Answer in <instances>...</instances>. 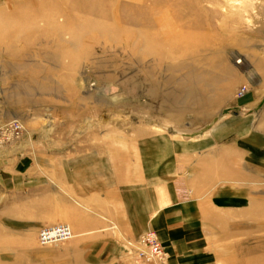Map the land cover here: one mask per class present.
Instances as JSON below:
<instances>
[{"label":"rangeland","instance_id":"rangeland-1","mask_svg":"<svg viewBox=\"0 0 264 264\" xmlns=\"http://www.w3.org/2000/svg\"><path fill=\"white\" fill-rule=\"evenodd\" d=\"M239 113L264 151V0H0V126L20 124L0 154L29 157L0 169V264H101L72 241L84 219L130 242L122 264H171L132 253L170 194L204 196L194 264H264V152L237 146L233 176L202 144ZM54 224L72 237L40 246Z\"/></svg>","mask_w":264,"mask_h":264},{"label":"crops","instance_id":"crops-1","mask_svg":"<svg viewBox=\"0 0 264 264\" xmlns=\"http://www.w3.org/2000/svg\"><path fill=\"white\" fill-rule=\"evenodd\" d=\"M252 104L254 103H244L245 106ZM255 122L256 120L250 113H239L221 117L207 128L206 141L202 144L208 145L212 151L219 152L218 154L222 152L219 155V160L227 163V170L232 171V175L235 172V167L233 166H235L237 146L247 145V147L253 148L256 153L264 152L260 148L263 145L249 137L247 139L251 130L254 129ZM214 152H212L211 156H215L216 153ZM28 158L27 156L17 158L0 154V169L6 171L10 168L16 170L24 168L27 170L29 166L24 163L28 161ZM13 160L18 162V164L10 167L4 164ZM33 160L37 161V159ZM222 182L231 183L230 180ZM203 198L204 196L191 198L193 200L191 206L187 203L176 202L170 194L162 198V202L158 206H152L150 212L145 216V225L155 231L157 241L162 246L164 253L168 254L171 264H194V256H188V253H192L188 249H193L195 246L189 244L192 241H189L188 238L192 234L190 230L195 225L193 222L194 218L196 215H201L202 212L200 210L205 208L201 200ZM236 199V197L229 196L221 199L215 198L213 199V205L218 207L220 205L234 204ZM153 202H155V197H153ZM69 224L74 231V233L72 232V241L75 243V247H82L81 251L78 250L79 253H89L94 258H100L101 264H108L109 262L122 264L121 260L125 258L127 253H130V242L124 241V238H108L107 231L103 229L96 231L97 228H93L92 223H88L87 219H84L80 226L73 222ZM71 253H77V251L74 250Z\"/></svg>","mask_w":264,"mask_h":264},{"label":"built area","instance_id":"built-area-1","mask_svg":"<svg viewBox=\"0 0 264 264\" xmlns=\"http://www.w3.org/2000/svg\"><path fill=\"white\" fill-rule=\"evenodd\" d=\"M244 89H240L238 93H243ZM239 94V95H240ZM20 124L16 121H9L0 126V142L9 136L17 134ZM72 237L71 230L64 224H54L50 226H42L37 232V243L40 246L50 245L68 240ZM130 244V243H129ZM131 245V244H130ZM135 245V246H133ZM133 258L143 262H161L164 260L165 254L157 241L153 231L147 230L142 233L133 244Z\"/></svg>","mask_w":264,"mask_h":264},{"label":"bare ground","instance_id":"bare-ground-1","mask_svg":"<svg viewBox=\"0 0 264 264\" xmlns=\"http://www.w3.org/2000/svg\"><path fill=\"white\" fill-rule=\"evenodd\" d=\"M71 8V7H70ZM56 27V26H55ZM58 28H56V30H57ZM59 30H63V29H59ZM161 33H159V36H160V38L161 39H163V40H166L167 39V36H168V34H166V32H162V31H160ZM107 33V32H106ZM109 33V32H108ZM107 33V34H108ZM171 39H173V37H171V36H168V42L171 40ZM72 40L70 39L69 41H68V43L69 42H71ZM116 42H118V41H116ZM69 45H71V43H69ZM70 57L71 56H67L66 58L67 59H70ZM244 92V91H243ZM240 94V93H239ZM241 94H243L242 92H241ZM66 226H68V225H66ZM68 228L70 229V227L68 226ZM71 230V229H70ZM71 233H72V231H71Z\"/></svg>","mask_w":264,"mask_h":264}]
</instances>
